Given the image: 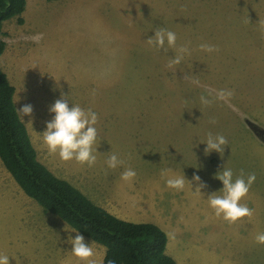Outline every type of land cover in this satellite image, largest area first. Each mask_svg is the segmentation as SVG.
<instances>
[{
  "label": "rangeland",
  "instance_id": "obj_1",
  "mask_svg": "<svg viewBox=\"0 0 264 264\" xmlns=\"http://www.w3.org/2000/svg\"><path fill=\"white\" fill-rule=\"evenodd\" d=\"M22 19L4 24L0 69L16 88L18 109L33 107L24 121L40 162L124 220L160 226L178 264H264V246L255 242L264 232V0H28ZM163 26L191 49L177 70L166 67L174 50L146 43ZM201 43L218 51L205 53ZM205 87L234 95L203 106ZM61 96L98 114L92 167L61 161L43 143L48 109ZM209 133L226 138L221 155H205ZM110 151L123 166L107 168ZM224 164L234 178L241 170L256 175L241 201L253 214L231 225L206 200L222 188L214 175ZM127 167L136 176L123 181ZM164 168L182 169L189 181L199 175L203 196L195 183L167 188ZM65 224L29 198L0 159V252L9 264H86L70 253L75 234ZM92 247L102 256L104 246Z\"/></svg>",
  "mask_w": 264,
  "mask_h": 264
},
{
  "label": "trees",
  "instance_id": "obj_2",
  "mask_svg": "<svg viewBox=\"0 0 264 264\" xmlns=\"http://www.w3.org/2000/svg\"><path fill=\"white\" fill-rule=\"evenodd\" d=\"M27 4L28 0H0V57L7 47L1 38L4 24L15 18L22 24ZM15 96L16 88L0 69V159L22 191L45 213L104 246L105 264H178L168 254L169 238L160 226L117 217L40 162L29 131L15 111Z\"/></svg>",
  "mask_w": 264,
  "mask_h": 264
},
{
  "label": "clouds",
  "instance_id": "obj_3",
  "mask_svg": "<svg viewBox=\"0 0 264 264\" xmlns=\"http://www.w3.org/2000/svg\"><path fill=\"white\" fill-rule=\"evenodd\" d=\"M259 24V22L257 23ZM146 43L157 50L158 52L168 53L169 50H174V56L169 58L166 65L167 68L175 70L182 64L186 56L191 55V49L188 45L177 46V34L166 27H157L154 35L149 37ZM199 49L205 53H214L218 49L211 44L201 43ZM196 75L185 74L183 80L188 81L195 87H202L200 81L195 78ZM234 91L229 88L208 89L199 96V103L203 106H209L214 102L230 103ZM18 118L25 124L24 117H30L33 112L31 104H25L19 109L15 108ZM52 118L45 123V130L42 133L43 143L50 154L58 155L59 159L64 162L76 161L77 163L88 167H92L96 162L98 131L96 128L98 114L92 109L85 110L78 104H71L61 96L56 99L48 109ZM31 121L28 122V124ZM210 124H215V119L209 120ZM205 155L216 152L219 155L224 153L226 138L221 134H208L205 142ZM110 154L105 161L108 169H116L123 166L124 161L117 153L109 152ZM136 176V171L131 168H125L121 173V180L130 181ZM161 176L167 177L165 180L166 187L180 192L184 190L185 183L192 186V183L197 185L195 192L203 196L202 189L207 185L201 180L199 175H193L192 180L185 178L181 169L180 175L172 173V169H161ZM214 179L222 184V188L215 193L208 195L207 203L212 209L217 218L222 219L227 224H235L245 217H251L253 211L246 204L241 203L242 199L247 196L252 184L255 182L256 175L254 172L245 174L243 170L239 176L234 178L233 171L225 164L218 170ZM219 193V195L217 194ZM65 224V231L74 233L75 236H69L67 243L71 245L73 257L80 262H86L93 255V241L90 244L85 243L84 237L80 234L79 229ZM255 242L258 245L264 246V232H258L255 236ZM10 256L0 252V264H9ZM109 264H114L110 261Z\"/></svg>",
  "mask_w": 264,
  "mask_h": 264
},
{
  "label": "crops",
  "instance_id": "obj_4",
  "mask_svg": "<svg viewBox=\"0 0 264 264\" xmlns=\"http://www.w3.org/2000/svg\"><path fill=\"white\" fill-rule=\"evenodd\" d=\"M103 207L105 208V206H103ZM109 211L112 212V210H109ZM112 214L116 215L117 217L120 216L118 213L112 212ZM120 217H122V219H126L123 216H120ZM168 245H169V243H168ZM101 250H102V256H97L96 254L93 253V255L89 258V260L86 262H83V263H86V264H105L104 259H105V255H106V248L103 249V247H101ZM167 251H168V248H167Z\"/></svg>",
  "mask_w": 264,
  "mask_h": 264
}]
</instances>
